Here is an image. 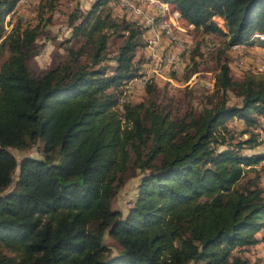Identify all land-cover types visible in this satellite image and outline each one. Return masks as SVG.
<instances>
[{
	"label": "trees",
	"instance_id": "obj_1",
	"mask_svg": "<svg viewBox=\"0 0 264 264\" xmlns=\"http://www.w3.org/2000/svg\"><path fill=\"white\" fill-rule=\"evenodd\" d=\"M19 1L0 0L1 28ZM111 1L71 17L79 47L41 76L31 69L38 27L19 23L0 43V55L9 53L0 66V264H257L241 252L262 242L264 155L241 152L260 144L264 77L235 81L227 54L236 45L264 50L254 38L264 36V0H159L226 40L214 89L199 109L181 111L159 102L150 82L146 100L125 104L123 116L116 108L144 75L136 59L146 42L135 22L114 18ZM234 120L248 139L237 140ZM35 147L39 159L19 163L12 153ZM130 177L139 183L124 215L114 204Z\"/></svg>",
	"mask_w": 264,
	"mask_h": 264
},
{
	"label": "rangeland",
	"instance_id": "obj_2",
	"mask_svg": "<svg viewBox=\"0 0 264 264\" xmlns=\"http://www.w3.org/2000/svg\"><path fill=\"white\" fill-rule=\"evenodd\" d=\"M97 1L58 0L51 9L49 6L50 0H20L15 11H13L15 14L6 18L3 28L0 27V43L7 38L19 23L25 27H38L40 36L37 41V48L40 54L31 62V69L34 75L41 76L50 68L66 60L67 49L79 47L73 39V30L69 25V21L72 16L90 13ZM121 1L112 0L109 8L114 18L135 22L144 31L143 39L146 42V47L139 51L136 60H142L143 74L150 75V82L157 85L161 93L159 102L172 103L173 108L179 107L181 111H184L188 104H192L194 109H199L202 106L203 97L214 89L218 53L226 45V40L215 35H207L202 30H196L194 26L192 27L182 19L181 22L174 24L176 25L173 29L174 39L166 33H160L161 42L156 47L150 43V40L152 38L154 40L156 34L148 27L145 18L152 17L156 20V23L160 21L157 5L150 3L149 0H129L142 10V14L137 16L134 12L124 9L120 5ZM154 1L163 3L159 0ZM170 6L171 9H174L172 5ZM215 20L219 27L226 30L225 23L221 18ZM254 38H256V35H254ZM148 44L151 48H157V50L154 52ZM211 45H213L214 51L208 53V48ZM119 46L120 41L114 39L110 41L111 58L115 55ZM243 46L239 52L235 53L230 50L227 54L234 80L242 81L247 74L264 77V50L260 47ZM216 47L217 50L215 51ZM8 57L7 49L3 50L0 55V66L5 63ZM146 88L147 85L141 84L132 88L126 85L123 88L122 98L116 108L120 116L124 114L123 107L125 104L135 105L146 100ZM235 103H237V100L233 99L231 104ZM261 123V127L257 129V133L260 134L258 140L260 144L254 149H244L241 152L242 155L250 157L264 155V121H261ZM228 126L237 136V140H245L250 137L249 134L242 135L243 131L246 130L243 122L234 120L228 123ZM12 153L19 163L26 157L41 158L38 147L26 152L12 150ZM256 168L264 189V162L257 165ZM138 183L139 177H130L114 204V208L121 210L124 215H127L136 197ZM258 237L262 242L255 247L242 251L241 255L248 258L252 263L264 264V231L260 232ZM106 242L112 249V255H117L116 243L109 237H106Z\"/></svg>",
	"mask_w": 264,
	"mask_h": 264
},
{
	"label": "bare ground",
	"instance_id": "obj_3",
	"mask_svg": "<svg viewBox=\"0 0 264 264\" xmlns=\"http://www.w3.org/2000/svg\"><path fill=\"white\" fill-rule=\"evenodd\" d=\"M149 2H156V1L149 0ZM126 3L127 4H135L134 2H131L129 0H126ZM156 3H159V2H156ZM161 4H163V3H161ZM120 5L123 7L122 1L120 2ZM158 11H159V18H160V21L159 22H161L159 25L157 24L159 22L156 23V20L154 18H152V17H147V18H145V20L147 21L146 23H147L148 27L151 28L153 30V32H155L154 34H156V35H155L154 39H155V42L157 43V45L159 46V44L161 42V40H160V38H161L160 33L161 34L162 33H166L165 30H168V21H169V18H174V12H171V9L167 5H165V4H163L162 9H158ZM176 13H177L178 17H180V18L183 19V17H182V15H181L180 12H176ZM14 14L15 13L13 12L9 16H12ZM256 38L264 39V36L259 35V34H256ZM150 43L152 45V40H150ZM149 47H150V45H149ZM243 47H244L243 45H236V46L233 47V51L235 53L236 52H239ZM141 78H142L141 85H147L150 82V79H151L150 75H145V76H143ZM139 79L140 78H137V79L131 81L129 84H131V83H137L139 81Z\"/></svg>",
	"mask_w": 264,
	"mask_h": 264
},
{
	"label": "built area",
	"instance_id": "obj_4",
	"mask_svg": "<svg viewBox=\"0 0 264 264\" xmlns=\"http://www.w3.org/2000/svg\"><path fill=\"white\" fill-rule=\"evenodd\" d=\"M122 3H123V8L124 9H127L129 11L134 12L135 15H137V16H140L142 14V10L140 8H138L136 6V4H127L126 3V0H122ZM150 3L156 4L157 7H158V9H162V7H163V4H161V3H156V2H150ZM179 21L181 22L182 21V18L178 17V15H177L176 12H174V18H169V21H168V30H165V31H166V34L169 35L170 37H172L173 39H174L173 29L176 26L174 24H176V22H179ZM152 45H155L156 47H158L157 43L155 42V39L154 40L152 39ZM152 50L155 52L157 50V48H152ZM216 50H217V47H216L215 51ZM208 51H209L208 53H212L214 51L213 45H211L210 48H208ZM143 76H145V75H143ZM141 83H142V78H140L137 83H131V84H129L128 87L132 88L133 86H137V85H139Z\"/></svg>",
	"mask_w": 264,
	"mask_h": 264
}]
</instances>
